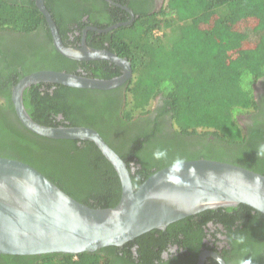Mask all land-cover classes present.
Instances as JSON below:
<instances>
[{"label": "trees", "instance_id": "trees-1", "mask_svg": "<svg viewBox=\"0 0 264 264\" xmlns=\"http://www.w3.org/2000/svg\"><path fill=\"white\" fill-rule=\"evenodd\" d=\"M93 1L97 4L88 8L86 3L75 4L74 0H45L67 46L71 45V26L81 32L87 25L82 21L86 15L99 28L128 20L129 14L122 9L105 11L111 6L107 1ZM100 11L110 19L93 18L91 12ZM139 14L134 23L109 33H87L91 47L108 49L130 60L133 77L128 83L113 90L34 84L24 92V102L33 119L47 126L96 129L127 162L135 189L166 166L202 158L264 175V119L244 130L237 117L258 107L264 110V99L258 103L253 94L254 83L264 77V50L250 45L253 41L264 42V0H167L161 13L145 10ZM156 30H161L162 35L157 36ZM50 32L35 0H0V33L22 37L14 50L0 47V97L5 99L0 104V156L32 165L84 204L114 207L122 197V181L94 142L38 135L25 127L16 113L12 88L32 72H85L104 79L123 73L120 66L108 60L85 62L65 57L54 46ZM251 35L258 40L249 39ZM39 37L41 45L35 43ZM233 37L239 45L232 54L225 45L231 46ZM157 97L161 101L159 111L170 115L176 135L169 134V140L158 139L161 128L155 122L154 126L141 127L134 145L119 148L112 144L108 135L120 134L123 128L115 118L117 110H123L124 105L128 120L139 113L146 116L154 112L152 105ZM197 135L200 137L195 139ZM161 149L166 150V155L156 158L154 153ZM210 223L227 229L235 250L264 244V214L240 204L202 211L166 229H152L123 246L77 255L1 257L28 260L25 264H189L190 258H197L205 246ZM172 243L179 246L177 254L164 258L163 253Z\"/></svg>", "mask_w": 264, "mask_h": 264}, {"label": "water", "instance_id": "water-1", "mask_svg": "<svg viewBox=\"0 0 264 264\" xmlns=\"http://www.w3.org/2000/svg\"><path fill=\"white\" fill-rule=\"evenodd\" d=\"M53 36L56 49L77 61L109 60L123 69L110 79L38 70L22 77L12 88V101L22 124L32 132L51 139H78L94 142L116 168L122 181L120 202L110 208L84 204L32 165L0 156V254L41 255L95 252L107 246H123L152 230L208 209L247 204L264 214V175L245 167L213 159H193L166 166L135 189L127 162L94 128L47 126L29 113L24 92L34 84L55 83L76 88L112 90L133 77L132 63L108 49L67 46L45 0H35ZM134 16L133 12L129 10ZM124 23L107 28L108 32ZM215 252H204L198 264Z\"/></svg>", "mask_w": 264, "mask_h": 264}, {"label": "flooded vegetation", "instance_id": "flooded-vegetation-1", "mask_svg": "<svg viewBox=\"0 0 264 264\" xmlns=\"http://www.w3.org/2000/svg\"><path fill=\"white\" fill-rule=\"evenodd\" d=\"M105 1H107V3L109 5H111L109 8L104 5L106 8H108V10H105V11L113 12V7H114V10L118 11V10L122 9L123 11H125L129 14L127 21H121V22L112 24V25H115V24L124 23V24H122L124 26L134 23L135 20L138 17H140L139 12L149 10L151 13H161L167 4V0H105ZM74 2H75V4L80 2V4H82V5H84L86 3L88 8H93L97 4L93 0H74ZM82 7H84V6H82ZM129 10H131L133 12L134 16L130 13ZM136 12H138V13H136ZM91 13L94 15L93 18L96 16L97 21L110 19V17L106 16V14L104 12H101V11L98 12L97 14L96 13L94 14L93 12H91ZM82 21L87 23V25L82 29L81 32L79 30H77L78 29L77 26H71V29L69 32V36H70L69 44H71V45H69V46L80 47L83 44L85 37H86V42H87L88 31H90V30L96 31V30H94V28L96 26L93 23V21H91V18L89 15H86L82 19ZM112 25H110V26H112ZM122 25H120V26H122ZM110 26H108V27H110ZM96 28H99V27H96ZM114 29H116V28H114ZM114 29H112V30H114ZM111 31H108V32L96 31V32H98V33H109ZM161 33L162 32H159L158 34H161ZM156 34H157V32H156ZM79 36H81V37L79 38ZM19 38H22V37H20L18 34L0 33V47L4 51L11 50V49L14 50V48L18 44ZM52 38H53V36H52ZM35 43H37L38 45H41L40 37L38 40L35 41ZM87 44H88V42H87ZM8 54H10V52ZM9 58H11V56ZM91 61H95V60H91ZM85 62H89V61H85ZM63 63L64 62L62 61V64ZM81 68H79V71H83V69H81ZM253 94H254V98L256 99V101L258 103H260L261 100L264 99V77L259 78L254 83ZM4 101H5V99L0 97V104L3 103ZM160 104H161L160 98L157 97L154 100L153 105H152V110H154V112L148 113L146 116H143L140 113L136 114L133 117V120H128L125 118V116H124V105H123V110H122V108L118 109L116 114H115V118L118 121L120 120L121 123H118V125L120 127H122L121 125H123V128H122V133H120L121 135L116 134V133H111V135L110 134L108 135V138L111 139L112 144L118 146L119 148H121L123 146L130 147L131 145H134V143L138 139L137 135L141 131V127H145L146 124H148L149 126H154L155 122L159 123L160 124L159 126L161 128L160 131L157 133L158 139L169 140L170 139L169 134L170 135H173V134L176 135V132H175V130L171 124V121H170V115L164 111L162 112L161 109L159 111V105ZM237 117H238V120L244 126V130H247L250 126H253L256 124V120L258 121L260 118L264 119V110H261L258 107L254 110H248L246 112L245 111L241 112L240 114L237 115ZM197 137H200V136L197 135L195 137V139H197ZM209 139H213V138H209ZM197 146H200V144H198ZM146 148H147V146H146ZM206 232H208V234L204 240L205 246H203L201 248V253L197 256V258H193V259L190 258L189 264H198L199 260H200V256L204 252L218 253L224 259L226 264H239V263H242V264H264V259H263L264 244H262V243L256 244V245L252 244V245H250V248H244V250H242V251H241L242 248H238L237 250H235L234 249L235 247L233 248L232 243H230V241L228 239L227 229H225V227L222 224L210 223V224H208ZM178 249H179V246L176 243L175 244L174 243L169 244L168 249L165 251V253H163L164 258L168 259L169 256H174L175 254H177ZM258 259H259L260 263H257ZM248 260H251V263H248ZM25 262L28 263V260L13 261V258L4 259L1 257V254H0V264H25ZM185 262L188 264L187 261H185ZM204 264H221V263L216 258H214L213 256L208 255L205 259Z\"/></svg>", "mask_w": 264, "mask_h": 264}, {"label": "rangeland", "instance_id": "rangeland-1", "mask_svg": "<svg viewBox=\"0 0 264 264\" xmlns=\"http://www.w3.org/2000/svg\"><path fill=\"white\" fill-rule=\"evenodd\" d=\"M199 28V27H198ZM242 32H245V29L244 30H242ZM257 39V37H255V36H252L251 35V37L249 38V39H251V40H253V39ZM233 39H234V37H233ZM258 40V39H257ZM239 40L235 37V39H234V41H232V45L231 46H226L225 45V47H228V49H229V51L231 50V53L233 54V51H234V47H238V45H239V42H238ZM227 45H228V43H227ZM250 45H254V46H257V47H259V48H261L262 50H264V42H262V43H259L258 41H253V42H251L250 43ZM125 115V114H124ZM199 132H202V130H199Z\"/></svg>", "mask_w": 264, "mask_h": 264}, {"label": "clouds", "instance_id": "clouds-1", "mask_svg": "<svg viewBox=\"0 0 264 264\" xmlns=\"http://www.w3.org/2000/svg\"><path fill=\"white\" fill-rule=\"evenodd\" d=\"M156 32H157V34L159 33V32H162L161 30H156L155 31V34H156ZM156 34V35H157ZM159 35H162V33L161 34H158L157 36H159ZM166 155V150H163V149H161V150H157L155 153H154V156L156 157V158H160V157H163V156H165Z\"/></svg>", "mask_w": 264, "mask_h": 264}, {"label": "crops", "instance_id": "crops-1", "mask_svg": "<svg viewBox=\"0 0 264 264\" xmlns=\"http://www.w3.org/2000/svg\"><path fill=\"white\" fill-rule=\"evenodd\" d=\"M247 19H254V18H247Z\"/></svg>", "mask_w": 264, "mask_h": 264}]
</instances>
